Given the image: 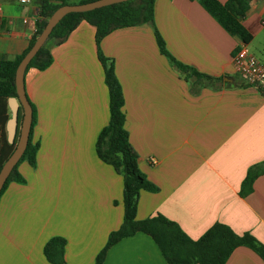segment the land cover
Here are the masks:
<instances>
[{"label": "crops", "instance_id": "1", "mask_svg": "<svg viewBox=\"0 0 264 264\" xmlns=\"http://www.w3.org/2000/svg\"><path fill=\"white\" fill-rule=\"evenodd\" d=\"M248 1L242 21L248 44L226 32L199 0H154L152 23L115 29L97 45L95 27L81 21L51 46L49 67L25 71L34 112L30 140L38 149L34 167L26 161L17 167L24 182H10L0 195V264H51L43 247L53 237L65 239L66 264H95L123 221L122 177L95 149L109 121L98 52L113 64L137 166L157 187L140 191L136 219L160 214L192 240L222 223L264 245V173L250 194H239L248 168L264 161V91L246 85L234 64L244 46L264 66V0ZM38 12L33 0H0V61L27 49ZM155 31L174 60L222 82L193 90V79L161 54ZM102 264L168 263L139 232L111 246ZM225 264L264 260L241 246Z\"/></svg>", "mask_w": 264, "mask_h": 264}, {"label": "trees", "instance_id": "2", "mask_svg": "<svg viewBox=\"0 0 264 264\" xmlns=\"http://www.w3.org/2000/svg\"><path fill=\"white\" fill-rule=\"evenodd\" d=\"M39 5L38 19L35 23V33L29 41L27 49L13 60L0 61V169L6 159L13 152L15 144L6 140L5 124L10 116L7 99L15 96L14 73L17 64L36 37L44 28L50 15L61 5L68 4L67 0H33ZM94 0H82L80 3ZM154 0H129L108 5L82 13H69L53 28L48 39L27 66L37 70H45L52 63L50 53L53 44L62 42L81 21L95 27V42L99 41L111 31L132 27L145 23H152ZM200 5L211 17L229 34L238 36L244 44H248L252 37L245 29L242 21L249 8L248 0H227L224 4L217 0H199ZM155 38L161 54L175 66L186 78H192L191 88L215 87L222 82V78H213L201 74L174 60L166 51L164 42L155 31ZM98 58L104 67V82L109 94V121L100 131L96 144L97 157L110 165L116 173L121 175L123 181V221L120 227L110 232L107 241L97 254L95 264H102L108 249L123 238L136 233H144L151 237L159 248L163 258L168 264H225L231 253L238 247H247L264 260V245L259 243L251 234L237 235L231 228L222 223H214L198 239L192 240L173 221L160 214L143 220L136 219L137 199L140 191H157V187L149 182L137 166V154L128 141V134L124 128L123 96L119 83L113 71L112 62H108L100 52ZM26 69V70H27ZM21 110L19 111V120ZM34 112L32 109V122ZM38 144L30 140L6 179L0 195L10 182L23 183L24 179L17 172L18 165L26 161L35 166V154ZM264 173V161L248 168L245 178L240 185V196L251 193L254 180ZM65 239L53 237L43 247V254L51 264H66L64 260Z\"/></svg>", "mask_w": 264, "mask_h": 264}, {"label": "water", "instance_id": "3", "mask_svg": "<svg viewBox=\"0 0 264 264\" xmlns=\"http://www.w3.org/2000/svg\"><path fill=\"white\" fill-rule=\"evenodd\" d=\"M129 0H94L86 3L65 4L59 6L48 18L44 28L36 37L33 45L21 58L16 66L14 73L15 96L7 99V106L10 116L5 124L6 140L9 144H15L13 152L6 159L0 169V190L14 166L21 158L30 136L32 122V108L26 98L24 90V73L28 64L44 45L53 28L60 20L69 13H82L99 9L108 5L121 3ZM231 82V80L224 79ZM21 110V119L19 120V111Z\"/></svg>", "mask_w": 264, "mask_h": 264}, {"label": "built area", "instance_id": "4", "mask_svg": "<svg viewBox=\"0 0 264 264\" xmlns=\"http://www.w3.org/2000/svg\"><path fill=\"white\" fill-rule=\"evenodd\" d=\"M26 3L29 0H19ZM234 64L237 74L242 81L249 86H253L264 91V66L242 46L234 56ZM151 162H155L153 159Z\"/></svg>", "mask_w": 264, "mask_h": 264}]
</instances>
